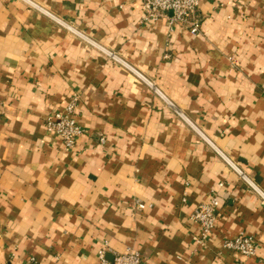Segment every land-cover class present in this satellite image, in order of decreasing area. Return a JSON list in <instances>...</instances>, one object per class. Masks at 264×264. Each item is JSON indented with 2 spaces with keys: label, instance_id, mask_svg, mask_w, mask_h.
I'll return each instance as SVG.
<instances>
[{
  "label": "crops",
  "instance_id": "0c3cea01",
  "mask_svg": "<svg viewBox=\"0 0 264 264\" xmlns=\"http://www.w3.org/2000/svg\"><path fill=\"white\" fill-rule=\"evenodd\" d=\"M197 17L191 35L140 0H0V264H264V0ZM73 97L68 151L45 120ZM240 234L254 257L223 248Z\"/></svg>",
  "mask_w": 264,
  "mask_h": 264
},
{
  "label": "built area",
  "instance_id": "2783aa9c",
  "mask_svg": "<svg viewBox=\"0 0 264 264\" xmlns=\"http://www.w3.org/2000/svg\"><path fill=\"white\" fill-rule=\"evenodd\" d=\"M141 22L155 23L164 20L170 28L174 25L185 28L191 35L200 31L201 23L197 17V11L202 0H140ZM77 97L71 98L62 112L50 114L45 120L47 133L56 136L65 150L72 151L76 148L79 138L86 133L75 122V110ZM100 144L104 143L103 137H98ZM144 204L137 203V209L143 210ZM219 200L212 196L208 202L199 204L190 216V220L198 224L201 229L200 237L195 239L198 244L204 243L214 228L217 219ZM223 248L243 258H251L256 255L257 243L248 235L240 234L237 237L226 240ZM100 264H141L138 252L127 250L115 255L111 262H107L103 255L99 256ZM28 264H38L30 260Z\"/></svg>",
  "mask_w": 264,
  "mask_h": 264
}]
</instances>
